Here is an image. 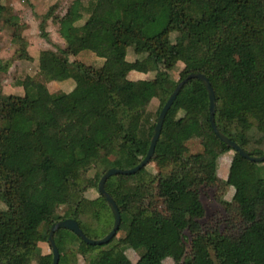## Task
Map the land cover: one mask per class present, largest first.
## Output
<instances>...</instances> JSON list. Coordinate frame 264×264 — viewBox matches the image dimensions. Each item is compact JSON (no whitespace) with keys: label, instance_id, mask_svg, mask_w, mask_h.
I'll return each instance as SVG.
<instances>
[{"label":"trees","instance_id":"1","mask_svg":"<svg viewBox=\"0 0 264 264\" xmlns=\"http://www.w3.org/2000/svg\"><path fill=\"white\" fill-rule=\"evenodd\" d=\"M81 2L71 0L61 16L46 14L63 48L38 53L40 77L33 86L31 109L24 96L3 95L0 90L2 264H29L37 244L46 243L50 226L58 221L73 220L87 238L95 236L83 220L90 217L108 224L102 215L109 212L103 198L88 201L83 193L96 189L106 170H128L139 163L142 145L149 141L172 91L162 84L177 63L182 65L177 83L190 73L208 81L217 130L249 156L264 154L253 146L247 149L250 143L264 145V0ZM129 44L140 57L117 62L111 70L69 60L81 52L99 56ZM9 64L0 61L1 75ZM154 71L161 73L151 80L153 94L145 80L127 79L130 72ZM75 72L82 74L90 93L97 92L98 85L103 90L90 99L74 92H48V83L68 80ZM152 97L158 103L153 122L147 112ZM172 108L182 114L163 121L169 134L165 140L158 138L152 156L167 160L169 172L153 176L144 166L132 175L109 177L103 189L120 216L115 235L104 245L89 246L57 229L52 235L57 264L64 263L60 254L70 247L82 258L91 255L86 264H162L165 259L172 264H264V162L252 163L233 152L225 180L220 181L217 151L224 145L209 127L201 82L188 80ZM19 119L22 127L15 130ZM253 132L259 135L256 141ZM192 139L199 141L200 153H188L186 143ZM96 164L103 167L100 175L84 177ZM220 184L233 191L230 201L221 204L238 221L234 230L203 228L199 223L204 211L198 189ZM130 198L141 205L130 203ZM59 207L65 208L61 217L56 215ZM118 232L122 236L116 239ZM184 233L189 236L187 246ZM126 251L136 253L137 259L131 262ZM50 263L51 254L36 261Z\"/></svg>","mask_w":264,"mask_h":264},{"label":"rangeland","instance_id":"2","mask_svg":"<svg viewBox=\"0 0 264 264\" xmlns=\"http://www.w3.org/2000/svg\"><path fill=\"white\" fill-rule=\"evenodd\" d=\"M71 0H0V61L9 62L5 74H0V90L1 94H20L28 102V109H31L30 102L34 99V83L39 80V72L37 71V56L41 50L50 49L57 51L63 48V42L57 35V27L52 23L51 18H45L46 14L51 16H61L65 12L66 7ZM82 5L86 6L87 0H81ZM187 12H193V8L186 6ZM85 16L80 17L83 22ZM32 23V24H31ZM46 35V37H45ZM48 35V37H47ZM172 34L170 38H173ZM124 40L130 43L131 39L126 37ZM139 46V42H134ZM132 44L127 47L114 48L110 52H102L99 56H95L89 52H81L76 57H70L69 60H77L84 65L94 68L105 66L106 69L111 70L115 63L125 61L130 62L140 56L135 55L132 50ZM138 56V57H137ZM60 65V62L58 63ZM182 65L177 63L172 70L167 73V78L163 82V87L166 91H171L179 78V72ZM161 71L149 72L147 74H140L131 72L127 75L129 80H145L147 83V90L153 94L151 80L160 75ZM83 76L80 72H75L67 82H51L48 86L49 93L55 92H74L79 95H84L87 99L95 96L99 90H103L102 85H98L97 92L86 90L83 85ZM60 90V91H58ZM157 100L152 97L147 112L151 116V122L154 121V113L157 108ZM81 109L77 110V114H81ZM181 111L178 109H170L164 119V123L171 122L181 116ZM22 127V120H16L14 129L20 130ZM169 130L167 125L161 127L159 139L165 140L168 137ZM258 133L253 132L254 140H258ZM148 142L142 145V153L144 155L147 149ZM259 148L264 151V145L260 143H250L248 150L251 147ZM189 154H196L201 152L199 141L196 139L189 140L186 143ZM143 155L141 157H143ZM233 151L226 146H221L217 151V169L216 175L220 181H224L228 169L229 162L232 158ZM103 167L100 165L92 166L84 177L88 179H95L100 175ZM145 170L153 176L163 175L169 172L170 164L167 160L160 158H151L145 165ZM231 188H223L220 185L202 186L198 189L199 201L203 207L204 215L199 221L203 228L217 227L219 230H234L238 226V221L234 218L231 210H225L221 202H229L232 196ZM83 197L88 200H94L98 197L95 188H88ZM130 203L141 205V202L130 198ZM157 208L161 206L156 202ZM0 209H4V205L0 202ZM65 212L64 207H59L56 210V215L61 217ZM102 215L108 219V224L98 223L97 220L87 218L83 220L92 230L95 237L89 235V238H102L110 230L112 220L109 219L108 210L102 211ZM122 236V232H118L115 238ZM186 237L185 246L189 236L184 233ZM50 254V249L47 243H38L34 253L31 256L29 264H36V261L41 255ZM126 254L131 262L137 259V254L126 251ZM63 264H86L91 255L80 257L75 250V247H70L60 254ZM162 264H172L169 259H165Z\"/></svg>","mask_w":264,"mask_h":264},{"label":"water","instance_id":"3","mask_svg":"<svg viewBox=\"0 0 264 264\" xmlns=\"http://www.w3.org/2000/svg\"><path fill=\"white\" fill-rule=\"evenodd\" d=\"M191 79H196V80L200 81L202 86L205 89L207 99H208V124H209L211 131L213 132L215 137L220 141V143H222L224 146L228 147L234 153H237L240 157H242L243 159H245L249 162H252V163H263L264 162V154L259 156V157L249 156L246 152H244L242 149H240L235 143L230 141L226 136H224L223 134H221L217 130V128L214 124V120H213L214 108H215L214 96H213V92H212V89H211L208 81L201 74H198V73L187 74L183 79H181L174 86L172 91L169 93L165 103L163 104V106L159 110L158 115H157L156 120H155V123H154L152 134H151L149 141H148L147 149H146L143 157L139 161V163L137 165H135L133 168L128 169V170H120V169H114V168L108 169L101 175V177L97 181V184H96L97 193L105 201V204L108 207L109 212H110L111 217H112V223H111V227H110V230L108 231V233H106L100 239H89V238L84 236V234L78 228L77 224L71 219H64L62 221H58V222L52 224L49 228L47 238H46V243L50 249V254H51V263L50 264H57L58 258H59L58 251H57V249L54 245L53 239H52V235H53L54 231H56L57 229H64V230H67V231L73 233L84 244L89 245V246L104 245V244L108 243L110 241V239L115 235V233L118 229L119 223H120V216H119L118 210H117L114 202L109 197V195L104 191L103 185L109 177L114 176V175H126V176L132 175L135 172H137L138 170L142 169L150 161V159L153 156L154 147H155V144L159 138L160 130H161L163 121L165 119V116H166L169 108L171 107V104H172L174 98L176 97L178 91L181 89V87L188 80H191ZM0 264H2V263L0 262Z\"/></svg>","mask_w":264,"mask_h":264},{"label":"crops","instance_id":"4","mask_svg":"<svg viewBox=\"0 0 264 264\" xmlns=\"http://www.w3.org/2000/svg\"><path fill=\"white\" fill-rule=\"evenodd\" d=\"M31 24H32V23H31ZM47 37H48V35H47ZM130 73H131V72H130ZM135 73H136V72H135ZM128 74H129V73H128ZM68 80H69V79H68ZM138 80H140V79H138ZM63 82H67V80H65V81H63ZM50 83H51V82H50ZM50 83H48V85H49ZM48 85H47V86H48ZM58 91H60V90H58ZM60 92H62V91H60ZM69 92H70V91H68V92L66 91V92H63V93H69Z\"/></svg>","mask_w":264,"mask_h":264}]
</instances>
